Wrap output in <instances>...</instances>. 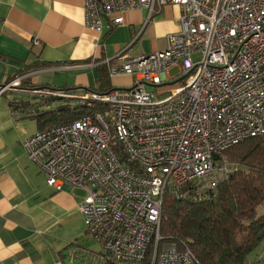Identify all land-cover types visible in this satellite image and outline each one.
I'll return each mask as SVG.
<instances>
[{"label":"built area","instance_id":"built-area-1","mask_svg":"<svg viewBox=\"0 0 264 264\" xmlns=\"http://www.w3.org/2000/svg\"><path fill=\"white\" fill-rule=\"evenodd\" d=\"M168 5L179 10V31L164 50L120 55L108 70L131 86L46 92L82 109L21 142L49 188L83 193L79 210L99 264H142L152 249L150 264H198L186 248L159 245L166 195L188 198L182 190L195 181L214 188L234 169L216 155L264 136V0H83V23L100 34L104 20L115 29L140 10L147 22Z\"/></svg>","mask_w":264,"mask_h":264},{"label":"crops","instance_id":"crops-1","mask_svg":"<svg viewBox=\"0 0 264 264\" xmlns=\"http://www.w3.org/2000/svg\"><path fill=\"white\" fill-rule=\"evenodd\" d=\"M122 18L115 29L104 20L98 34L84 26L83 0H0V86L28 67L46 65L24 75L27 85L0 95V264H99L79 210L82 196L49 188L21 142L39 132L36 110L58 106L46 101V92L73 89L66 91L80 96L98 86V66L119 65L120 55L162 51L166 37L179 31L174 6L147 22L140 10ZM34 39L40 47L32 46ZM109 81L112 88L129 87L133 79ZM249 264H264V245Z\"/></svg>","mask_w":264,"mask_h":264},{"label":"trees","instance_id":"trees-1","mask_svg":"<svg viewBox=\"0 0 264 264\" xmlns=\"http://www.w3.org/2000/svg\"><path fill=\"white\" fill-rule=\"evenodd\" d=\"M113 62L98 66V86L87 91L107 94L115 89L110 86L108 75ZM45 66L28 67L16 77ZM28 82L29 79H22L21 84ZM66 90L73 89L58 91ZM49 100L59 103L57 109L36 110L33 114L39 131L73 121L82 109L77 105H63L62 99L51 97L46 101ZM215 162L231 163L235 168L214 188L201 189L195 181L182 190L188 198L180 200L166 195L159 245L186 248L198 264H249L252 255L264 245V213L257 212L264 203V136L248 139L219 153ZM152 253L153 249L142 264H150Z\"/></svg>","mask_w":264,"mask_h":264},{"label":"rangeland","instance_id":"rangeland-1","mask_svg":"<svg viewBox=\"0 0 264 264\" xmlns=\"http://www.w3.org/2000/svg\"><path fill=\"white\" fill-rule=\"evenodd\" d=\"M169 6V5H168ZM164 7V6H163ZM144 52H146V51H143V54H151L150 52L149 53H144ZM132 54L133 53H136V52H131ZM128 54H130V52L128 53ZM176 70H171V71H169L168 72V74H169V76L170 77H173V76H175L176 75ZM26 75V74H25ZM10 84V83H9ZM8 84H6V85H3V86H0V89L1 88H3V87H5V86H7ZM117 89H121V88H124V87H116ZM13 90H16V89H11V90H8V91H13ZM4 92H6V91H3L2 93H0V95H2ZM24 92H27V90H24ZM42 96V95H41ZM62 100H64V99H62ZM62 104L63 105H65V104H67V105H77V106H80V107H82V105L80 104V103H75V101H73V100H64V101H62ZM57 109V108H56ZM58 109H59V107H58ZM73 117H75V116H73ZM76 118V117H75ZM75 118H74V120H75ZM72 122V121H71ZM68 123H70V122H68ZM65 124H67V123H65ZM61 125V124H60ZM56 126H58V125H56ZM53 127H55V126H53ZM52 128V127H51ZM223 163H225V162H223ZM226 164H228V165H230V166H232V164L231 163H227L226 162ZM232 167H234V166H232ZM235 168V167H234ZM224 179H221V180H218V181H220V182H222ZM82 192H80V191H78V195L79 196H82ZM257 212H258V214H262V213H264V203H263V205L262 206H260L258 209H257ZM90 236V235H89ZM91 237V236H90ZM91 239L93 240V242H94V245H95V249H93V250H96V249H98L99 248V251H100V247H99V245L95 242V240L91 237ZM167 245H172V246H175L174 244H167Z\"/></svg>","mask_w":264,"mask_h":264}]
</instances>
